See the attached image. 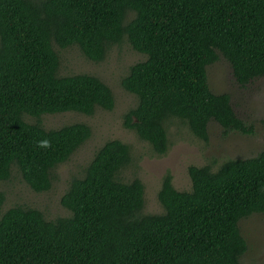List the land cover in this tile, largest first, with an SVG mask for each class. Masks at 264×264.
<instances>
[{
    "label": "trees",
    "instance_id": "trees-1",
    "mask_svg": "<svg viewBox=\"0 0 264 264\" xmlns=\"http://www.w3.org/2000/svg\"><path fill=\"white\" fill-rule=\"evenodd\" d=\"M126 41L144 59L122 87L136 97L123 115L156 155L169 148L175 118L207 141L208 123L223 136L253 133L226 92L214 93L207 66L223 57L244 87L264 78V0H0V180L16 166L36 192L91 136L84 122L46 128L43 114L111 110V88L91 73L60 74V47L76 44L91 61ZM25 116L35 118L27 121ZM47 140L50 147H40ZM130 145L103 142L60 198L68 216L47 219L35 207L1 211L0 264H246L239 221L264 213V148L247 157L189 165V190L167 171L145 213L144 184L121 177L133 164Z\"/></svg>",
    "mask_w": 264,
    "mask_h": 264
},
{
    "label": "rangeland",
    "instance_id": "rangeland-1",
    "mask_svg": "<svg viewBox=\"0 0 264 264\" xmlns=\"http://www.w3.org/2000/svg\"><path fill=\"white\" fill-rule=\"evenodd\" d=\"M53 48L59 57L60 74L91 73L100 77L113 92L114 106L111 110L96 108L92 115L73 111L43 114L40 121L46 128L84 122L90 126L91 136L67 161L54 169L52 184L47 191L36 192L31 189L13 165L10 178L0 180V191L4 194L1 211L21 204L41 210L47 219L68 216L70 211L60 202L62 194L70 179L81 175L96 148L109 139H119L130 145L134 161L131 166L121 170V177L129 179L136 173L142 180L145 213L162 210L157 191L167 171L171 173L176 189L189 190V165H203L211 158L220 162L228 157H247L264 148V78H257L244 87L239 86L229 63L223 57L207 66L209 88L214 93L226 92L230 95L236 114L247 123H252L253 133L233 131L223 136L221 126L210 121L208 139L203 141L194 136L186 124L172 118L167 123L169 148L165 154L156 155L134 130L123 126V115L135 106L136 97L122 87L121 78L130 65L144 59V54L134 50L126 41L112 46L99 62L86 58L76 44L62 48L53 42ZM25 119L33 122L35 118L25 116ZM239 228L247 243L241 261L246 264H264V213L241 219Z\"/></svg>",
    "mask_w": 264,
    "mask_h": 264
},
{
    "label": "clouds",
    "instance_id": "clouds-1",
    "mask_svg": "<svg viewBox=\"0 0 264 264\" xmlns=\"http://www.w3.org/2000/svg\"><path fill=\"white\" fill-rule=\"evenodd\" d=\"M38 146H40V147H50V142H48L47 140H44V141L39 142Z\"/></svg>",
    "mask_w": 264,
    "mask_h": 264
}]
</instances>
